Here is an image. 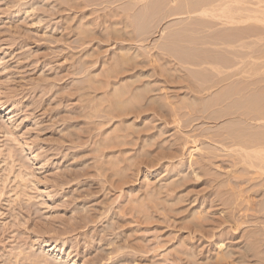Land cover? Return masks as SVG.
Here are the masks:
<instances>
[{"label":"rangeland","instance_id":"obj_1","mask_svg":"<svg viewBox=\"0 0 264 264\" xmlns=\"http://www.w3.org/2000/svg\"><path fill=\"white\" fill-rule=\"evenodd\" d=\"M1 105L0 264H264V0H0Z\"/></svg>","mask_w":264,"mask_h":264},{"label":"bare ground","instance_id":"obj_2","mask_svg":"<svg viewBox=\"0 0 264 264\" xmlns=\"http://www.w3.org/2000/svg\"><path fill=\"white\" fill-rule=\"evenodd\" d=\"M234 3V2H233ZM232 2H230V3H226V4H223V5H220L219 7L218 6H216V5H214V4H206V5H203L201 8H200V11H199V13L202 15V16H211V17H213V18H217V19H223V24L224 25H226V26H229V27H231V28H233L234 26H236L237 27V25H247L246 27V30H248V31H246V33H244V34H242V35H240L239 37V39L237 40H234V39H229V41L228 42H226V41H223V42H216V44L214 43V44H212V45H216V46H225V47H228V48H232V47H234L235 46V44L236 43H238V42H240V41H242V40H244V39H254L255 38V30H254V26H253V22H258V21H261V19L260 18H257V17H255V18H253V17H246V18H236V16H235V12L232 10V8H231V5L233 4ZM236 3V2H235ZM245 28V27H244ZM233 29H239L238 27L237 28H233ZM252 30V32L251 33H249V31H251ZM227 38H232V37H227ZM251 43V42H250ZM249 44V43H248ZM248 44L247 43H243L242 44V47H251L250 45L248 46ZM206 45V44H205ZM250 59H252L251 57H250ZM208 65H211L212 66V71L214 72V73H211V74H213V76H214V78H216V77H219L220 78V80L219 81H210V85L208 86V87H203V89H201L202 91H210L211 89H213V88H215L218 84H220V83H223V82H228V81H230V79L231 78H234V77H239V78H241V79H243V78H246V80L245 81H242V82H240V81H236V82H238L237 84H235V85H232V86H239V90H238V92H237V95H242V96H246V95H251L252 94V92H254V90H255V88L257 89H259V86H258V81H256V80H254V78H255V76L257 75V73H255V72H253V65H252V63L250 64V67L251 68H249V69H243L242 71H241V73H237V74H235V75H233V76H229V75H225V76H222L223 74H225L227 71H230L229 69H232L234 66H236L237 65V63H235V62H231L230 63V65H228V66H226L225 64H222L219 60H218V62L216 61V62H210L209 61V64ZM211 72V71H210ZM221 76V77H220ZM233 82V81H232ZM244 82V83H243ZM209 83V82H208ZM233 83H235V82H233ZM232 83V84H233ZM227 85V84H226ZM225 86V85H224ZM223 86V87H224ZM231 86V88H232V92L234 91V89H233V87ZM260 88H261V86H260ZM199 90H200V88H198ZM238 89V88H237ZM230 90V89H229ZM236 90V89H235ZM262 90V89H261ZM202 91H200V92H202ZM254 94V93H253ZM257 95V94H256ZM227 96V95H226ZM241 96V97H242ZM225 97V96H224ZM219 99V98H218ZM249 100V99H248ZM215 102V101H214ZM222 103H223V101H221ZM250 102V101H249ZM221 104V103H220ZM256 107V106H255ZM254 106H253V108H255ZM4 108V106H0V109H3ZM253 110V109H252ZM250 111V110H249ZM254 111V110H253ZM255 111H256V108H255ZM261 112V111H260ZM243 113V112H242ZM240 113V115L239 116H241L242 118H243V121L245 120V121H247V120H250V121H258V122H261V121H263L264 120V113H259V112H253V114L251 113V112H245V113ZM239 119V118H238ZM241 119V118H240ZM238 134H239V132H238ZM238 136V135H237ZM240 136V135H239ZM238 136V137H239ZM244 136V135H243ZM242 138V137H241ZM249 139V138H248ZM247 139V140H248ZM247 140H244L243 141V143L245 144V145H249V144H252V143H254V142H251L250 143V141L248 140V142H247ZM253 140H254V138H253ZM256 140V139H255ZM259 140V139H258ZM260 142H262V143H264V137L262 138V139H260ZM238 147H240V149L242 150V151H244L246 154H247V156H248V158H252V159H255V160H258L262 165H264V144L263 145H261V144H259L258 146H256V145H254L253 147H254V149H252V150H247V149H245V148H242V146H238ZM251 147V146H250ZM199 149H197V147H192V150H191V152H190V158H191V160H193V155H194V152H196V151H198ZM192 162V161H191ZM197 176V175H196ZM46 245H47V243H46ZM223 248H224V244L223 243H221V245H219V252H221L222 250H223ZM217 260V262L219 261V264H220V262H227L228 261V259H231V257H230V254L229 253H227V252H224V251H222L220 254H218L217 255V258H216ZM231 261V260H230ZM234 262V261H233ZM36 264H39V262L37 263L36 262ZM41 264V263H40ZM45 264H51V263H49V262H45ZM227 264V263H226ZM228 264H230V262L228 263Z\"/></svg>","mask_w":264,"mask_h":264}]
</instances>
